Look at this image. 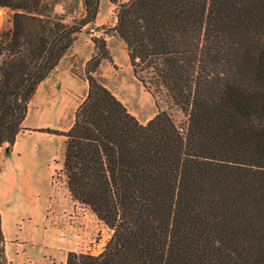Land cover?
I'll use <instances>...</instances> for the list:
<instances>
[{"label": "trees", "instance_id": "16d2710c", "mask_svg": "<svg viewBox=\"0 0 264 264\" xmlns=\"http://www.w3.org/2000/svg\"><path fill=\"white\" fill-rule=\"evenodd\" d=\"M113 31L157 111L140 122L102 81L103 34L65 137L71 197L112 231L65 264H264V0H109ZM67 21L53 0H0V147L100 0ZM183 119H177V113ZM0 264H8L0 211Z\"/></svg>", "mask_w": 264, "mask_h": 264}, {"label": "crops", "instance_id": "0c3cea01", "mask_svg": "<svg viewBox=\"0 0 264 264\" xmlns=\"http://www.w3.org/2000/svg\"><path fill=\"white\" fill-rule=\"evenodd\" d=\"M108 2L100 0L97 17L89 24L96 30H81L57 66L37 85L28 103L23 128L13 145L0 147L2 228L13 250L14 264H65L69 251L80 252L79 246L92 240L94 226L102 229V221L97 218L93 224L89 213L92 211L74 200L68 189H52L50 179L63 166L65 137L39 129L67 131L72 126L75 111L88 91L84 67L95 51L91 37L103 34L97 28L98 20L103 5ZM0 10L9 24L8 8L0 7ZM115 64L117 66L112 64L113 71H110L114 78L121 71V66ZM106 68L102 60L99 67L102 81L108 79L103 72ZM108 83L105 84L140 122L146 123L154 116L149 115V105H139L137 98L130 100L123 94L131 91L130 87L118 90L109 80ZM132 86L139 95L143 88L140 81L133 79ZM142 95L147 97L145 93Z\"/></svg>", "mask_w": 264, "mask_h": 264}, {"label": "rangeland", "instance_id": "374dc122", "mask_svg": "<svg viewBox=\"0 0 264 264\" xmlns=\"http://www.w3.org/2000/svg\"><path fill=\"white\" fill-rule=\"evenodd\" d=\"M53 7L55 11L62 13L67 21H71L73 18L80 17L81 14L83 13L82 0H53ZM98 21L100 24L98 25L97 28L101 30V32H103V35L107 39V43L111 50L114 63L116 62L118 63L119 66H121L120 74L116 78L111 77L110 71H113V67L111 66L112 64L107 60H105L107 68L104 69L103 72L108 77V79H103V82L109 84L108 83L109 80L110 85L118 90H120L125 86L130 87L131 91L127 90L123 92V94L126 95L130 100L131 98H137L138 100L137 103L139 105L142 106L149 105L151 108L149 115L152 114L154 115L157 111V107L154 103L151 94L143 87L141 88L140 91L141 93H139L138 95L134 90V87L132 86L133 79H135L136 77L135 78L133 77V70L129 62L126 45L124 41L112 29V27L116 23V6L113 5V3H111L110 1L108 2L107 5H103L102 11L99 14ZM5 24H7V21L3 17L2 10H0V28ZM93 30L96 29L94 28L91 29L89 24L85 25L82 28V31H86V32H93ZM123 90H126V88H123ZM142 93H145L147 97H144ZM177 119L179 121L183 119V115L179 112L177 113ZM50 185L52 189H59V190L62 189V191L68 189L66 186L65 175L61 172V170H57L56 172L53 173V176L50 179ZM89 213L93 220L92 223L94 224L95 222L98 221V219L93 212L89 211ZM101 223H102V229L101 228L98 229V227L94 226V230L92 233V240L87 244H81L79 246L80 252H91L96 254L103 250L112 231L104 222ZM6 249H8L7 250L8 264H14L12 262L14 256H12L13 250L11 249L10 242H6Z\"/></svg>", "mask_w": 264, "mask_h": 264}, {"label": "bare ground", "instance_id": "6f19581e", "mask_svg": "<svg viewBox=\"0 0 264 264\" xmlns=\"http://www.w3.org/2000/svg\"><path fill=\"white\" fill-rule=\"evenodd\" d=\"M16 259H17V258H16ZM23 259H24V258H23ZM18 260H19V258H18ZM15 261H16V260H15ZM15 261H14V262H15ZM19 261L21 262V260H19ZM19 261H18V262H19ZM12 262H13V261H12ZM18 264H19V263H18Z\"/></svg>", "mask_w": 264, "mask_h": 264}, {"label": "built area", "instance_id": "2783aa9c", "mask_svg": "<svg viewBox=\"0 0 264 264\" xmlns=\"http://www.w3.org/2000/svg\"><path fill=\"white\" fill-rule=\"evenodd\" d=\"M93 29V28H92Z\"/></svg>", "mask_w": 264, "mask_h": 264}]
</instances>
